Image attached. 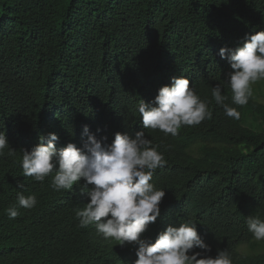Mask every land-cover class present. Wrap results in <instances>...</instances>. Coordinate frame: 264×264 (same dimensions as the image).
I'll list each match as a JSON object with an SVG mask.
<instances>
[{
	"label": "trees",
	"instance_id": "obj_1",
	"mask_svg": "<svg viewBox=\"0 0 264 264\" xmlns=\"http://www.w3.org/2000/svg\"><path fill=\"white\" fill-rule=\"evenodd\" d=\"M261 30L264 0H0V131L15 150L0 157V264L137 259L138 246L122 247L94 225L78 226L75 209L90 201L80 191L83 179L73 190L54 191L55 170L43 182L23 175V149L48 133L59 137L58 150L69 142L80 147L85 125L104 143L117 132L143 130L159 145L166 165L150 182L165 196L142 239L155 242L169 225L191 220L209 255L226 249L233 264H264V240L246 226L247 216L264 220V103L252 95L244 106L232 104L230 64L218 54ZM180 76L211 101L212 119L182 126L174 137L144 129L138 103L153 101ZM216 84L239 119L212 99ZM247 117L259 125L250 128ZM18 191L34 194L36 206L20 208ZM12 206L20 213L15 219L5 212ZM244 244L261 251L242 256Z\"/></svg>",
	"mask_w": 264,
	"mask_h": 264
},
{
	"label": "clouds",
	"instance_id": "obj_2",
	"mask_svg": "<svg viewBox=\"0 0 264 264\" xmlns=\"http://www.w3.org/2000/svg\"><path fill=\"white\" fill-rule=\"evenodd\" d=\"M218 54L230 64L225 80L232 93V104L246 105L253 95L252 85L264 80V30L246 34L240 46L222 47ZM222 87L221 84L212 87V99L227 117L239 119L237 108L226 103L228 97L222 95ZM210 103L197 95L187 77L180 76L173 77L170 86H161L153 101L141 100L137 111L144 129L174 137L182 126H196L212 119ZM83 135L87 138L80 147L69 142L59 150L55 144L59 137L55 133L41 135L30 151L23 149L21 162L23 175L37 182H43L55 170L49 184L54 191L73 190L83 179L80 191L90 201L75 209L80 228L94 225L96 233L105 240H114L122 247L138 246L133 264H233L226 249L217 250L214 257L209 255L210 246L191 220L180 222L179 226L169 225L155 242L141 238L160 215L165 190L157 189L150 181L155 170L166 165L159 145L152 146L143 130L134 135L117 132L111 143H104L106 137L97 139L87 125ZM5 155L14 156L15 150L9 147L5 132L0 131V157ZM24 188L18 182V189ZM37 202L34 194L25 196L18 191L16 203L20 208L32 209ZM5 212L9 219L20 214L15 206ZM246 226L255 240H264V220L259 216H247Z\"/></svg>",
	"mask_w": 264,
	"mask_h": 264
},
{
	"label": "rangeland",
	"instance_id": "obj_3",
	"mask_svg": "<svg viewBox=\"0 0 264 264\" xmlns=\"http://www.w3.org/2000/svg\"><path fill=\"white\" fill-rule=\"evenodd\" d=\"M252 91H253V97L259 99L262 103H264V97L260 98V96H264V80L257 81L255 84L252 85ZM260 123V120H254L253 117H247L246 119V125L249 126L250 128L254 129L257 127ZM260 249L258 248L253 249V246L251 244L247 245H241L239 247V253L242 256L249 255L252 253H260Z\"/></svg>",
	"mask_w": 264,
	"mask_h": 264
}]
</instances>
